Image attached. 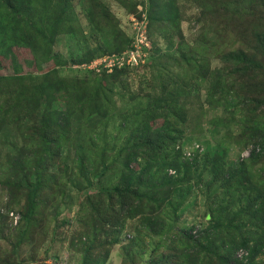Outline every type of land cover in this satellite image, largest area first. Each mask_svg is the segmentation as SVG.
I'll return each instance as SVG.
<instances>
[{
	"label": "rangeland",
	"instance_id": "374dc122",
	"mask_svg": "<svg viewBox=\"0 0 264 264\" xmlns=\"http://www.w3.org/2000/svg\"><path fill=\"white\" fill-rule=\"evenodd\" d=\"M210 2L0 0V264H264V21Z\"/></svg>",
	"mask_w": 264,
	"mask_h": 264
},
{
	"label": "trees",
	"instance_id": "16d2710c",
	"mask_svg": "<svg viewBox=\"0 0 264 264\" xmlns=\"http://www.w3.org/2000/svg\"><path fill=\"white\" fill-rule=\"evenodd\" d=\"M7 1H10V0H7ZM226 1H227V3L225 5H222L221 3L217 2L216 0H211L209 8L214 6V8H213L214 10H213V12H211L209 10V14L212 17H215V20L219 19V17L217 16L218 14H225V13H226V16H228L229 21L235 20V19L242 20L243 16L246 15L247 12L251 13L252 11H255L258 13L257 17L260 20L264 21V7H262L260 5L256 6V3H257L256 0H244V8L242 11H240L236 6H234L232 4V3H238L237 5L240 6L242 0H229V1L226 0ZM263 2H264V0H263ZM220 5L224 6L222 13L219 12ZM226 16L221 17L222 19L225 20L224 23H222L221 25H226V20H227ZM261 41L262 42L264 41V37H259V39H258L259 47H250V51L248 53L239 52L237 54H234V56H233L234 57L235 70L237 71V73H243L247 77L248 81L250 82V84L255 89V90H252L253 94H261L262 92H264V77L259 78V74H257L258 70L264 69V67H262L263 65L260 64L258 61V59L260 57L261 62L264 64V42H263V44H261ZM260 65H262V66H260ZM259 83L261 85H259ZM37 90L38 91H36L35 94L42 92V87L40 88V86H39L37 88ZM54 100L55 99H52L51 102L53 103ZM67 116H70V115L66 112L65 113L60 112L61 118L65 117L67 119ZM68 121H69V119H68ZM53 124H54V126H53L54 128H53L52 133L49 136H52V134L55 132V128L60 127L59 122L56 123V125H55V122H53ZM173 132L174 131L167 130V135L163 134L161 136V134H160V137L158 135V137H159V143L158 144H157L158 137H157V140H155V141L151 140V135H150L151 131L148 130V128L143 129L142 132H140V134H142V137L144 139H145V137H147L149 139L148 144H144V146L147 145L150 148L160 149L164 145L163 140L167 139L170 135H172ZM175 138H177V137L175 136ZM130 139L134 140V138H129L128 139L129 143H127V144L132 143L130 141ZM153 142H155L156 145ZM258 146L260 147L259 152L258 153L256 152L255 153L256 155L253 156V158L259 157V155H261V153H263V151H264V143H260ZM34 187H35L34 192H29V195H28V198H29L28 214L34 212L35 198L37 195V190L40 188L39 184L38 185L35 184ZM154 187H157V186L154 184ZM121 194L124 196V192H121ZM127 195H129V194H127ZM186 235H187L188 240H193V235H191L190 233H186ZM245 245H247V243ZM235 253H236V249L231 252L230 256H233Z\"/></svg>",
	"mask_w": 264,
	"mask_h": 264
}]
</instances>
